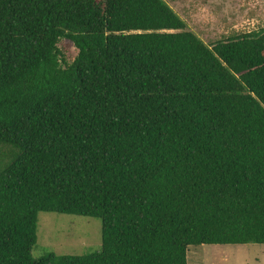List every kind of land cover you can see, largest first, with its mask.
I'll return each instance as SVG.
<instances>
[{
	"label": "trees",
	"instance_id": "16d2710c",
	"mask_svg": "<svg viewBox=\"0 0 264 264\" xmlns=\"http://www.w3.org/2000/svg\"><path fill=\"white\" fill-rule=\"evenodd\" d=\"M185 27L164 0H0V264L264 245V29ZM40 212L99 219L100 250L34 259Z\"/></svg>",
	"mask_w": 264,
	"mask_h": 264
},
{
	"label": "rangeland",
	"instance_id": "374dc122",
	"mask_svg": "<svg viewBox=\"0 0 264 264\" xmlns=\"http://www.w3.org/2000/svg\"><path fill=\"white\" fill-rule=\"evenodd\" d=\"M183 20L185 31L211 45L226 37L264 29V0H164ZM58 48L71 63L77 50L61 39ZM13 149L0 144V170L11 160ZM101 247V221L96 218L40 212L32 257L47 253L82 256ZM187 264H264V245L190 246Z\"/></svg>",
	"mask_w": 264,
	"mask_h": 264
}]
</instances>
